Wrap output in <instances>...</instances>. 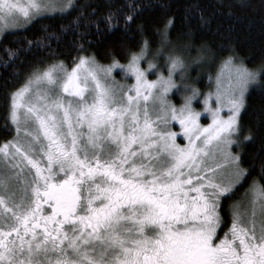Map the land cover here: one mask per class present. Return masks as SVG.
I'll list each match as a JSON object with an SVG mask.
<instances>
[{
    "label": "snow or ice",
    "instance_id": "snow-or-ice-1",
    "mask_svg": "<svg viewBox=\"0 0 264 264\" xmlns=\"http://www.w3.org/2000/svg\"><path fill=\"white\" fill-rule=\"evenodd\" d=\"M113 3L106 0L107 11L98 16L100 5L91 0L59 6L51 0H0L5 35L53 13L61 18L77 13L58 30L45 25L42 37L24 38L26 47L5 48L8 59L0 60L7 70L17 60L24 63L22 54L40 53L23 86L6 93V128H14L15 136L0 144V264H264V137L258 164L247 167L243 145L255 143L254 133L240 139L246 97L253 88L264 90V67L251 70L229 56L217 76L216 107L210 106L212 93L204 98L212 123L202 127L201 113L193 108L203 95L196 88L179 107L167 99L180 90L173 73L183 77L186 69L175 53L210 51L207 45L194 48L187 16L182 33L187 39L167 55V77L149 81L148 69L140 65L151 53V41L137 20L151 5L125 0L113 9ZM162 23L154 30L160 37L157 56L173 45L175 17ZM210 24L201 11L198 26ZM108 37L110 63L83 54ZM138 37L139 51H132L129 45ZM61 45L68 55L77 53L71 67L54 59L63 54L57 51ZM113 48L122 50L127 64ZM148 67L155 71L157 65ZM116 69L125 78L134 76L135 84L118 82ZM20 74L16 67L9 77ZM224 107L226 118L220 114ZM173 121L188 141L184 146L176 143L178 133L163 130ZM233 145L240 151L233 153ZM254 168L257 176L246 190L251 199L230 205L228 225L222 200Z\"/></svg>",
    "mask_w": 264,
    "mask_h": 264
},
{
    "label": "trees",
    "instance_id": "trees-1",
    "mask_svg": "<svg viewBox=\"0 0 264 264\" xmlns=\"http://www.w3.org/2000/svg\"><path fill=\"white\" fill-rule=\"evenodd\" d=\"M83 3L84 0H78ZM93 6L100 5L97 15H103L107 8L105 7L106 0H91ZM131 2V0H129ZM137 4L151 5L145 8L142 15L138 18L137 23L143 22L146 26L144 36L151 41V48H158L160 46V37L155 34V28L163 27V20L169 16L175 17V27L170 31V39L174 45H181L187 37L182 33L187 31L184 27L185 17L187 16V23L191 26L193 31V45L194 48H199L201 45H207L208 51L206 54L210 57V62L206 65L202 81L197 82V87L201 90L206 89L205 78L213 74L214 67L229 56L235 55L236 61L243 63L251 70H260L264 67V0H135ZM125 3V0H114L113 9L116 6ZM161 5L166 6L162 8ZM203 12L205 16L211 17V24L208 28L199 27V14ZM127 12V9H125ZM231 13V14H229ZM76 12L66 18H61L58 13H53L52 18L40 19L38 22L27 27V30L9 31V34H4L0 40V60L8 59L5 55V48L16 49L26 47L24 38L27 40H35L37 37H42V27L47 25L49 30H58L61 24L69 23L75 16ZM135 27V25H133ZM20 40L17 44L15 41ZM112 37L99 45L91 46L84 55L96 54V58L101 64H108L111 62L110 57L105 56V52L110 46ZM142 41L137 38V43L129 45L132 51H139ZM55 47V44L53 45ZM59 53L54 59L64 60L69 67L71 66V57L77 55L72 52L67 54V49L61 45L57 49ZM113 52L117 54V59L121 64L128 62V57L125 56L120 48H113ZM196 55L200 53L196 50L189 51ZM40 53L35 51L32 54L23 55L24 61L21 64L20 60L15 61L13 67L4 70L0 68V144L9 140L13 135L11 131L6 128L7 116V100L6 93L14 91L22 86L26 80L28 66ZM47 63H52L53 58H46ZM20 69V75L9 77V73L14 71V68ZM209 72V73H208ZM196 75L194 72L190 77ZM8 81L5 83V81ZM179 101L177 100L176 103ZM264 90L253 88L246 97V108L242 111L241 125L242 133L240 139L247 135L249 131L254 133L255 143L246 142L243 145L244 165L245 167L253 164L255 161L259 162L260 139L264 137ZM235 151L240 149L235 147ZM258 168H254L251 176L235 190V194L229 199L222 200V216L230 221V205L246 188L252 183L253 177L257 176Z\"/></svg>",
    "mask_w": 264,
    "mask_h": 264
},
{
    "label": "rangeland",
    "instance_id": "rangeland-1",
    "mask_svg": "<svg viewBox=\"0 0 264 264\" xmlns=\"http://www.w3.org/2000/svg\"><path fill=\"white\" fill-rule=\"evenodd\" d=\"M45 2L47 3V2H49V0H45ZM51 2L56 4L57 6H59V5H62L63 3H65V0H51ZM9 31H16V30H9ZM3 35H4L3 33H0V36H3ZM173 46H179V45L173 44L172 46H170V49H166L164 51V53L162 55H159V56L155 55L157 48H151V53L148 54L147 60H143L141 62L140 67L142 69H148L147 79L149 81L157 80L158 77L161 75H163L164 77H167L168 71H167V66H166V59H167V55L170 54V50ZM175 54H180L183 56V59L185 61V65H186V69H185V72L183 74V77H181L179 72L173 73V80L175 81L177 87L180 90L177 91L176 89H173L171 92L168 93L167 99L172 104L179 107L183 103L184 96L190 94L191 88H193V87L196 88L203 95H200L196 100L193 101V108L196 111L201 113V117L198 121L199 124L202 127H207L209 124L212 123V118H211L210 113L205 111V105H204L203 101H204L205 96H207L209 93H212V98L210 100V106L212 108L216 107L215 92L217 89V76L221 72L225 60L222 62H219L214 67V71H213L212 76H210V77L206 76V78H205L206 89L200 91V89L197 87V82L202 81V78H203L202 75H203L206 67H208V65H206V64H208L211 61L209 59V56H207L208 54L204 53L202 55L201 53H198L196 55H193L189 51H184L182 53L177 52ZM149 62L157 65V68L155 69V71H153L152 69H149V67H148ZM235 62L239 63L236 60H235ZM224 71H225L224 83L226 86L227 85V70H224ZM192 72H194L196 75H194V77L191 78L190 75L192 74ZM113 76L115 77V79L118 82H120L122 84H126L128 86L135 84V77L134 76L129 75L127 78H125L124 73L121 72L119 69H116L113 71ZM23 84H22V86H23ZM185 85L189 86L187 91L185 90ZM125 90H127V89H125ZM177 100L179 101L178 103H176ZM150 107H153V106L150 105ZM158 109H159V105L157 104V105H155V110L153 111V118L155 117L156 114H158ZM220 114H221V116L226 118L229 114L227 107H224L221 110ZM163 130L178 133L179 135L177 136L176 143L179 144L180 146H184L188 143L187 139L183 136L182 129H181L178 122L173 121L167 129H163ZM14 136H15V130L13 128V135L9 140H11ZM235 147H236L235 145L232 146L233 153H237L235 151ZM249 186L246 188V190L249 188ZM246 190L243 191L240 194V196L234 200V202L239 201V202H243L246 204L251 199V193H248L246 195ZM230 224H231V219L228 222V225H230ZM225 231H227V226H225L224 228L219 230V235L222 237ZM149 235H151V233H149Z\"/></svg>",
    "mask_w": 264,
    "mask_h": 264
}]
</instances>
